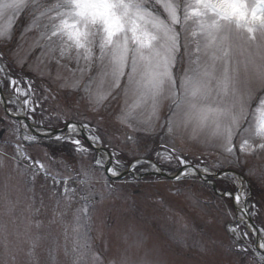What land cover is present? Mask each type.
<instances>
[{
  "label": "rangeland",
  "instance_id": "1",
  "mask_svg": "<svg viewBox=\"0 0 264 264\" xmlns=\"http://www.w3.org/2000/svg\"><path fill=\"white\" fill-rule=\"evenodd\" d=\"M6 23L7 16L0 17V25ZM46 24V17L39 13L35 20L30 11L20 14L13 21L11 42L3 49L8 59L5 62L0 58V85L5 100L12 90L5 87L4 71L13 78L31 80L36 95L47 97L34 115H27L36 126L35 131L44 132V126H62L65 120L98 128L102 144L112 152L113 167L119 155L120 171L142 157L158 159L150 149L161 153L164 166L181 167L175 161L165 162L168 153L161 147L165 143L169 150L175 148L178 155L186 156L190 164H198L199 157L204 161L200 165L202 171L204 168L208 169L207 173L219 169L234 171L237 175L228 174L217 182L222 191L218 190L234 192L238 187L243 197H247L251 187L248 210L260 230H264V153H241L239 138L234 154L205 147L201 141L206 133L197 129L195 123L162 140L156 135L159 127L150 126L154 122L147 105L133 109L135 131L115 122L111 109L92 111L80 99L87 94L83 87L78 91L67 85L81 81L94 94L106 92L110 80L101 83L97 78L89 82V77L97 75L96 70L82 72L86 62L81 58L77 63L75 49L62 57L59 37L51 42L42 39ZM16 98L14 95L13 99ZM24 98L21 96L18 103ZM135 102V97L127 98L129 107ZM29 107L15 114H25ZM0 117H5L1 100ZM1 127L6 132L0 140V264L6 258L5 240L8 264H31L33 259L38 264H73L77 257L80 264H97L94 254L100 255L103 264H242L244 261L242 253L235 249L237 238L228 229L246 223L237 221L233 199L213 193L209 182L200 175L183 177L180 181L148 176L139 182L137 173L154 169L152 165L156 163L140 160V164L132 166L136 174H129L124 181L110 179L109 191L104 186V167H95L91 159L102 158L104 165L105 154L89 149L81 139L90 155L77 152L71 142L65 149L58 148L64 140L39 138L26 124L12 117ZM126 133L143 138L142 142L136 144L126 139ZM26 134L37 137L36 141L24 139ZM16 145H20L19 153ZM236 155L240 157V166L235 162ZM25 163L32 165L36 173L26 168ZM90 166L95 175L90 185L81 184L80 170ZM93 195L94 206L85 199ZM78 209H87L79 214V222ZM249 233L248 240L241 243L255 241ZM34 244V252L29 255ZM13 255L15 261L11 259Z\"/></svg>",
  "mask_w": 264,
  "mask_h": 264
},
{
  "label": "snow or ice",
  "instance_id": "2",
  "mask_svg": "<svg viewBox=\"0 0 264 264\" xmlns=\"http://www.w3.org/2000/svg\"><path fill=\"white\" fill-rule=\"evenodd\" d=\"M26 11L31 12L33 20L37 13L46 17L48 24L41 38L51 42L59 37L62 57L75 49L77 63L81 58L86 62L81 71L96 70L97 75L89 77V82L97 78L101 83L110 80L106 92L94 94L81 81L67 85L78 91L83 87L87 94L80 99L92 111L111 109L115 122L135 131L133 109L147 105L154 122L150 126L159 127L156 135L162 140L195 123L197 129L206 133L201 141L205 147L234 154L239 138L241 153H264V0H0V17L7 16V23L0 25V58L5 62L8 56L3 49L11 42L13 21ZM4 78L5 87L12 91L5 100V117H0V121L29 105L25 114L31 117L41 101L47 99L36 95L31 80L13 78L7 71ZM130 95L136 98L131 107L127 104ZM21 96L25 98L18 103ZM64 123L67 134L56 139L71 142L82 155L90 153L76 138L80 127L89 129L93 144L103 142L98 128L66 120ZM125 135L136 144L143 139ZM24 139L34 142L37 137L26 134ZM161 147L168 153L165 162L175 161L182 166L174 177L177 181L200 174L204 161L199 157L198 164L191 165L175 148L169 150L166 143ZM16 148L19 153L20 145ZM150 151L156 152L158 159L152 167L158 170L161 153ZM91 159L95 167H104L102 158ZM235 162L240 166L239 155ZM119 164L117 155L116 166L104 169V186L109 191L110 178L121 174ZM136 164H140L139 159ZM25 167L32 169L33 174L37 171L27 163ZM94 175L92 166L82 167L80 183L90 185ZM67 191L66 188L65 194ZM220 195L232 198L236 204L241 201L239 188L235 193L224 191ZM85 199L94 206L95 195ZM86 210H77L78 222L79 214ZM241 214L251 215L246 202ZM249 227L257 239L251 244L241 243L248 240ZM228 230L237 238L235 249L244 257L242 264H264V230L239 223ZM34 248L35 244L29 255ZM4 253L3 264H8L6 240ZM93 258L103 264L100 255L94 254ZM11 259L15 261V256ZM31 264L38 261L33 259ZM73 264H80V258Z\"/></svg>",
  "mask_w": 264,
  "mask_h": 264
},
{
  "label": "bare ground",
  "instance_id": "3",
  "mask_svg": "<svg viewBox=\"0 0 264 264\" xmlns=\"http://www.w3.org/2000/svg\"><path fill=\"white\" fill-rule=\"evenodd\" d=\"M238 208H239V210H241L243 207L239 206Z\"/></svg>",
  "mask_w": 264,
  "mask_h": 264
}]
</instances>
